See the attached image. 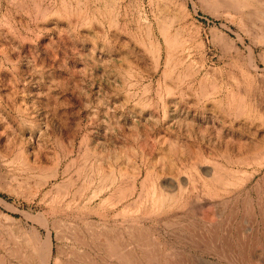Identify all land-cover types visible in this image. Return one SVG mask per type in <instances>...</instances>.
Returning a JSON list of instances; mask_svg holds the SVG:
<instances>
[{"label":"rangeland","instance_id":"obj_1","mask_svg":"<svg viewBox=\"0 0 264 264\" xmlns=\"http://www.w3.org/2000/svg\"><path fill=\"white\" fill-rule=\"evenodd\" d=\"M0 264H264V0H0Z\"/></svg>","mask_w":264,"mask_h":264},{"label":"bare ground","instance_id":"obj_2","mask_svg":"<svg viewBox=\"0 0 264 264\" xmlns=\"http://www.w3.org/2000/svg\"><path fill=\"white\" fill-rule=\"evenodd\" d=\"M224 182V181H223ZM48 232V231H47Z\"/></svg>","mask_w":264,"mask_h":264}]
</instances>
